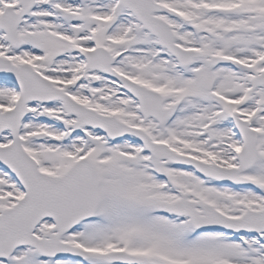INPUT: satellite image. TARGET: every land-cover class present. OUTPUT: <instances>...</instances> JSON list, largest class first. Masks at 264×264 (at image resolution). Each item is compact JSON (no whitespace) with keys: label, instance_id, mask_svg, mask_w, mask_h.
<instances>
[{"label":"snow or ice","instance_id":"snow-or-ice-1","mask_svg":"<svg viewBox=\"0 0 264 264\" xmlns=\"http://www.w3.org/2000/svg\"><path fill=\"white\" fill-rule=\"evenodd\" d=\"M0 264H264V0H0Z\"/></svg>","mask_w":264,"mask_h":264}]
</instances>
